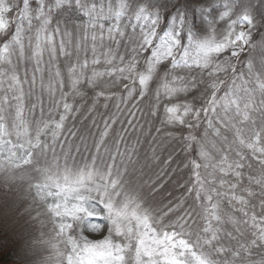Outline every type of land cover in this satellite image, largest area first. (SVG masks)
Here are the masks:
<instances>
[{"label": "snow or ice", "instance_id": "obj_1", "mask_svg": "<svg viewBox=\"0 0 264 264\" xmlns=\"http://www.w3.org/2000/svg\"><path fill=\"white\" fill-rule=\"evenodd\" d=\"M192 2L197 8L191 11V16L198 15L207 26V35L203 38L194 31L187 12L163 15L152 0H120L119 3L109 0L107 8L100 5L99 10L94 0H0V38L3 40L0 77L8 78V87L0 96V173L5 187L15 185L20 189L26 183V198L32 200V205L21 213L39 225V236L30 235L27 229L23 232L25 242L21 251L27 264H264V61L258 76L249 63L247 77L244 73L237 75L233 63V58L240 57L243 46L251 45L253 30L264 25V0H227L217 17L210 16L211 9L221 8L217 0ZM71 11L82 18L78 23L72 22L70 27L68 21L57 19V14ZM124 20L128 23L123 27L133 30L130 53L114 54L109 46L103 55L104 63L110 67L103 71L93 67L91 76L86 72L87 58L83 63L77 58L67 68L69 92L73 97H83L88 93L82 86L87 85L94 93V101L110 99L111 94L101 87L108 83L103 78L119 74L121 83L135 82L138 78L139 95L143 98L150 82L161 79V66L165 64L168 67L164 77L172 76L171 86L164 85L165 97H180L190 89L203 86L200 106L185 102L165 107V123L169 125L198 129L202 119L206 122L203 136L189 133L183 137L189 150L196 146L203 162L191 161L195 180H190L191 186L187 187V192L195 193V200L201 202V215L206 221L195 231L183 216L171 220L169 213L174 211L171 205L158 212L151 202L172 177L165 168L153 171L147 156L141 164L137 154L138 137L131 145L125 143L124 151L120 145L125 135L120 133L114 141L115 152L105 146L109 129L119 122L116 118L105 121L99 140L91 145L87 138L71 130L69 135L78 139L79 144L67 143L66 138L61 143L65 121L76 109L63 91L59 99L55 97L53 80L64 88L59 67L54 73L49 70L46 89L51 100L50 110H59L62 102L59 119L28 118L23 90V85L29 83L27 67L21 80L20 64L28 59L35 61L34 84L35 74L42 72L45 52L48 63L55 64V37L60 36V56L70 57L66 38L83 33L82 41L91 37V63L99 65L101 60L95 55L97 41L104 47L107 28L109 45L119 44L127 37V32L121 30ZM218 21H230L222 38H218ZM251 46L264 52V33ZM81 47L78 41L77 53ZM28 49L30 58L26 57ZM229 50L230 56H221ZM117 59L119 64L115 63ZM193 69L201 75L196 82H193L195 76L186 80L179 74ZM205 71L207 79L203 78ZM221 76L228 77L231 83ZM43 81L42 75V87ZM110 86L116 87V80ZM221 86L227 89L223 96L218 95ZM156 114L153 109L152 115ZM156 131L159 133L160 129ZM47 136L51 137V143L43 139ZM58 146L64 156L63 165L58 159L49 162L46 158L48 152L56 157ZM73 148L77 153H92L94 148L95 154L91 155V162L85 160L79 165L71 155ZM101 151L111 163L103 162ZM42 157L44 164H41ZM98 159L101 164H97ZM155 159L153 153L152 160ZM69 160L73 161L71 165ZM165 163L170 166V162ZM201 168L211 171L202 176ZM49 197L54 198V203H48ZM225 201L231 211L222 207ZM183 203L181 197L176 208ZM42 216H48L53 224L54 234L50 238H44L46 222ZM61 244L65 245L63 249Z\"/></svg>", "mask_w": 264, "mask_h": 264}, {"label": "rangeland", "instance_id": "obj_2", "mask_svg": "<svg viewBox=\"0 0 264 264\" xmlns=\"http://www.w3.org/2000/svg\"><path fill=\"white\" fill-rule=\"evenodd\" d=\"M97 4V8L99 10L100 5H104L105 9L107 8V4L109 0H94ZM115 3H119L120 0H114ZM227 0H217V4L221 6V8H213L210 10L211 17H217L218 12L222 9V5L226 3ZM152 3L158 7L163 15H175L177 12H187L189 14V19L194 24V31H196L197 35L200 38H203L207 35V26L201 20L198 15L191 16V11L197 8V5L192 2V0H152ZM57 19L66 20L71 27L72 22H79L82 18L75 12H67V13H59L57 14ZM227 22L230 21H218L220 25V30L218 32V38H222V33L224 29H226ZM128 23L127 20H124L121 25V30L127 32V37L122 39L119 44H111L109 45V41L107 39V28H105V42L104 47L99 46V41H97V49H96V57H99L101 60V64L93 66L91 61L93 59L92 53V41L89 35L87 41H82L83 33L79 36L67 37L68 41L66 48L67 51L72 53L70 57L60 56L59 54V44H60V36L55 37V44L57 48V59L55 64L48 63V54L45 52L42 59L43 64L41 65L42 72H37L35 74V82L32 84L33 80V69L35 68V61L28 59L26 63H21L19 66L18 76L21 80L25 78V67H27V80L29 83H25L23 85V90L25 93V105L28 112V118L32 119L33 117L37 120L43 118L44 120H48L49 116L53 120H58L59 115L63 112L62 102L61 108L59 110L53 108L49 109V104L51 102L49 93L46 90L48 84V75L49 70L53 73L56 70V67H59L64 79V88L61 89L60 85L57 81L53 80V84L55 87V97L56 99L60 98L61 92L63 91L68 98L69 103H73L76 111L72 112L71 115L65 121V130L63 135L60 137L61 143L65 142V138L67 139V143L75 142L79 144V140L73 136L69 135V130L77 132L80 136L88 139L89 144L91 145L94 140H99L100 133L105 129V121L110 122V118H116L119 122L112 125L109 129V135L105 137L106 145L113 152H115L114 141L117 138V133L121 135H125V141L121 143L120 150L124 151V144L131 145L135 139L138 137L140 140L139 145H137V154L140 159L141 164L144 163V158L147 156L149 161L151 162V169L153 171L159 172L161 168H165L168 174L172 177V180L169 181L162 188L159 194L156 195L155 201H151L159 212L162 209H167L168 206H172L174 211L169 213L172 221H175L178 216H183L184 221L187 222L188 226L193 230H197L201 228L206 221L204 217L201 215L202 207L201 202L195 200V193H188L187 187L191 186L189 181L195 180V177L192 174L191 170V161L196 160L197 162L203 163L200 161L197 155L196 146L189 150L186 147V143L183 140L184 136L192 135L203 136L204 129L206 127V122H201V127L198 129H188L187 127L180 126H172L165 123L166 120V112L165 107L172 106L173 104H183L187 103H195L196 106H200L203 103L201 99V91L203 86L199 85L198 89H190L188 94H181L180 97H173L171 99L165 97L164 95V85L171 86L172 76L169 75L164 77V70L168 67V65L161 66V79L159 81L150 82L149 89L146 91L145 96L142 98L139 95L140 86L138 83V78L134 81L126 80L122 83L118 79L117 76L113 77H104V81L108 82L106 84H101V87H104L106 91L111 94L110 99H99L94 101V93L92 89L88 88L87 85H83L84 91L87 92V95L81 96H71L68 88L67 81V68L69 64H75L77 58H79L80 62L83 63L84 59L88 60V68L86 69L87 75H92V68L95 67L98 70L103 71L105 68L110 67L106 63H104V55L103 53L108 51L109 46L112 49V52L119 53L120 55H124L126 52L130 53L131 45L129 41L134 37L132 36V28H124L123 25ZM55 27V25H53ZM239 27H237V31H239ZM246 30V29H245ZM136 33L139 34V29H136ZM264 33V25L258 26L253 30L251 36V45L256 44L261 34ZM97 34H99V30L97 29ZM78 41H81L82 47L79 53L76 50V44ZM2 38H0V47H2ZM26 43V42H25ZM251 45H244V50L241 52L240 57L233 58V63L237 69V75L240 73H244L245 77L248 75V65L252 64L255 74L258 76L259 68L261 61H264V52H262L258 47H253ZM193 56L195 52L191 53ZM221 56H230V50L222 53ZM26 57H31V50H26ZM116 64H119V60L115 61ZM179 74H182L186 77V80H192L193 76L196 77V82L201 79V75L199 70L193 69L191 72L188 70H183ZM43 75V87L41 82V76ZM204 79H207V72L204 73ZM222 79L228 81L230 84L231 81L228 77L221 76ZM116 80L117 86L111 87V81ZM30 84H32L30 88ZM127 85L128 87H125ZM8 87V78L0 77V96H2L3 90ZM255 87V85H252ZM159 88L160 99L157 100V89ZM99 91V88L96 89ZM227 89L224 86H221V91L218 93L219 96H223L224 92ZM131 93V94H129ZM259 93H257V96ZM91 102H90V100ZM90 102L89 104H87ZM15 102H13L14 106ZM35 104V109H32V105ZM117 106H119V111L117 110ZM41 107H43V112H41ZM155 109L157 112L156 115H152V110ZM186 119H188L186 117ZM86 120H89L86 122ZM129 121H132V124H129ZM95 125L86 128L85 125L88 123H94ZM160 129V132L157 133L156 129ZM124 130H127L125 134ZM211 131V130H209ZM223 132L224 130L221 129ZM230 135V134H229ZM211 138V137H210ZM43 139H47L49 143H51V137H43ZM65 151H67V144H65ZM57 156L53 157L51 152L46 154V158L49 162H53L55 159L59 160V163L63 165L64 156L61 155V149L58 146L56 149ZM153 153H155L156 159L152 160ZM95 154V149H92V153L81 152L77 153L75 149H72L71 155L74 158L76 164L82 165L85 160L91 162V155ZM100 156L103 157V162L111 163L110 158L101 151ZM137 157L134 156L135 160ZM217 158L214 156V159ZM45 158H41V164H44ZM165 162H170V166ZM73 163L72 160H69V164ZM102 161L100 159L97 160V164H101ZM119 164V160H117ZM188 165V167H185ZM28 167V166H25ZM174 169H178L177 171H173ZM202 176H205L207 172H210L211 169L205 170L203 168L199 169ZM145 172H148V169H145ZM219 173H217V176ZM3 174L0 173V245L7 246L9 249H12V253L10 256L16 257L17 262L21 264H27L26 258L23 255L21 248L25 242V236L23 232L27 229V232L33 236H39V225L33 224L30 218L27 215H21L24 209L29 205H32V200L27 199V184L25 183L22 188L17 189L15 185L10 187L4 186ZM210 179V178H209ZM17 183H21L17 181ZM179 184H184V187H179ZM216 187H219L217 182ZM226 190V189H225ZM55 191V189H53ZM184 194V195H182ZM182 195V196H181ZM183 197L184 203L180 208H176L177 202L180 198ZM48 203H54V198L49 197ZM222 207L226 211H231L228 208L227 202L225 201L222 204ZM35 208V205H33ZM257 213H259V208L256 209ZM190 213V215H185V213ZM33 215H35V211H33ZM237 216L240 214L237 213ZM41 219H44L46 222V226L43 228L44 238H50L54 233L52 231L53 224L49 221L48 216H42ZM53 219H57L53 217ZM165 220H168V217H165ZM182 221V223L184 222ZM226 227H231V225H227ZM58 231V229H57ZM104 234H106V229L104 230ZM99 238V237H94ZM60 247L63 249L65 247L64 244H61ZM255 257V253H254ZM16 260V259H15ZM15 262V263H17Z\"/></svg>", "mask_w": 264, "mask_h": 264}, {"label": "trees", "instance_id": "obj_3", "mask_svg": "<svg viewBox=\"0 0 264 264\" xmlns=\"http://www.w3.org/2000/svg\"><path fill=\"white\" fill-rule=\"evenodd\" d=\"M90 102H91V100H90ZM90 102H88L87 104H89ZM88 121L89 120H86V122H88ZM94 125H95V122L94 123H88L85 125V129L90 128ZM182 195H184V194H182ZM0 242H1V240H0ZM11 253H12V249H9L7 246L0 245V264H21V263L17 262L16 257L10 256ZM15 262H17V263H15Z\"/></svg>", "mask_w": 264, "mask_h": 264}]
</instances>
